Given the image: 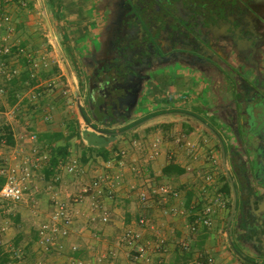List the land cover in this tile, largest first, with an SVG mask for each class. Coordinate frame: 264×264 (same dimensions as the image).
Wrapping results in <instances>:
<instances>
[{
    "label": "crops",
    "instance_id": "1",
    "mask_svg": "<svg viewBox=\"0 0 264 264\" xmlns=\"http://www.w3.org/2000/svg\"><path fill=\"white\" fill-rule=\"evenodd\" d=\"M100 3L0 0V22L3 15H9L14 26L9 66L18 71L12 79L0 75V87L7 90L0 97V129L8 124L13 133L12 144L0 142V176L4 178L3 166H28L32 173L23 200L0 199L9 203L0 205V225L5 226V243L0 248L8 255V264L20 262L17 252H22L21 260L27 264H77L76 260L141 264L133 257L134 249L123 241L127 229L139 232L141 242L151 245L160 235L166 237L167 252H153L151 264H194L199 257H205V264L209 257L212 264H264V61L235 64L226 75L220 70L215 74L206 64L204 68L197 63L161 66L152 73L139 99L125 107L132 110L129 119L109 126L84 109L86 117L84 101L82 111L79 109L73 90L66 88L65 71L56 69L60 65L52 59L58 57L52 38H45L47 34L41 31L42 24L48 26L47 15L65 63L78 82L76 70L85 74L86 60L104 36L108 16ZM19 47L25 48L24 53L18 54ZM51 81L55 85L50 89L46 85ZM35 92L40 95L33 99ZM198 105L200 115L226 126L223 137L228 149L235 148L247 169V188L237 193L230 225L235 179L228 174L231 165L226 151L228 173L222 147H217L220 136L216 129L193 114ZM161 110L165 112L156 115L162 117L148 121L154 114L138 126L122 130ZM77 124L80 135H71L70 126ZM59 146H67L66 156L58 151ZM155 151L157 155H153ZM73 160L79 165L76 173L66 169ZM169 165L182 172L168 175L164 169ZM108 173L115 183L112 195L93 193L100 207L92 206V193L81 202L72 201V195ZM224 174L230 179L228 197ZM208 175L213 183L206 181ZM161 185L177 191L178 197L151 193ZM140 191L148 192V201L140 199ZM214 192L223 194L225 204L214 206L209 227L200 225L191 233L189 224ZM55 198L67 200L74 223L61 248L45 252L37 241L38 227L49 218ZM171 207L177 210L172 212ZM104 211L109 213L107 222L101 220ZM140 215H146L148 225L138 224ZM184 240L189 242L188 248L182 247Z\"/></svg>",
    "mask_w": 264,
    "mask_h": 264
},
{
    "label": "flooded vegetation",
    "instance_id": "2",
    "mask_svg": "<svg viewBox=\"0 0 264 264\" xmlns=\"http://www.w3.org/2000/svg\"><path fill=\"white\" fill-rule=\"evenodd\" d=\"M100 7L108 19L86 60L84 106L107 123L125 121L132 110L122 107L169 62L226 75L235 64L264 61V0H101Z\"/></svg>",
    "mask_w": 264,
    "mask_h": 264
},
{
    "label": "built area",
    "instance_id": "3",
    "mask_svg": "<svg viewBox=\"0 0 264 264\" xmlns=\"http://www.w3.org/2000/svg\"><path fill=\"white\" fill-rule=\"evenodd\" d=\"M1 10V8H0ZM14 31V26L12 24V19L9 15H3L2 21L0 22V75L4 76L6 79H12L17 73L16 68H11L9 66V57L12 56V43L10 42V34ZM25 48L19 47L18 54L24 53ZM32 62V61H31ZM38 65L37 62L34 63L36 67ZM32 76H35V72L31 73ZM55 82L51 81L46 86L48 88L54 87ZM7 90L5 87H0V97L6 95ZM40 95V92H35L32 94V98H36ZM50 116L48 114L45 115V119H49ZM32 138H36V135H32ZM190 145V143H188ZM36 149L34 150V153ZM122 154L125 153L124 150L121 151ZM158 152L155 151L153 155H157ZM122 165L124 162L121 160L118 162ZM32 166H36V162H31ZM135 170L134 167H132ZM31 168L28 166L21 167H1V173L5 178L3 185L0 188V199H6L13 202H19L23 200L26 190L28 189L27 179L32 176ZM66 169L68 172L76 173L79 170L78 161L73 160L70 161L66 165ZM206 181L209 183H213L212 176L208 175L206 177ZM115 183L113 182L112 177L108 173L104 177H100L83 189L80 192L71 196L74 202H81L85 196L92 193V197L94 198L92 201V206L94 208H98L101 205L96 201L95 195L93 193L95 191L98 194H106L108 196L112 195L113 187ZM152 194H160L163 196L172 195L173 197H178V192L172 190L167 185H161L159 187H154L151 189ZM150 195L148 192L140 191V199L142 201H148ZM224 205L225 197L220 192H214L208 199L207 205L199 212L197 217L189 224V231L191 233H196L199 230V226L202 225L204 227H209L212 223V216L215 212L214 206ZM53 210L49 215L48 219H45L42 223H40L38 227V244L45 252H50L53 249L61 248L62 240L64 237H67L70 232L72 225L74 223V215L71 211L69 203L65 199L55 198L52 202ZM177 207H171L170 211H176ZM102 222H107L109 220V213L107 211L103 212L101 217ZM138 224L141 226L148 225V219L146 215H140L138 218ZM123 241L130 248L134 249L133 257L134 259L141 264H151L152 263V254L153 252H157L160 254L166 253L168 250L167 239L166 237L160 235L153 245L150 243H142L141 242V234L132 229H127L123 234ZM5 243V235L4 228L0 227V246ZM190 246L189 242L184 240L182 241V247L188 248ZM73 249H76L77 246L73 245ZM16 257L19 259L18 264H27L21 260L22 252H17ZM206 264H212L213 258L209 257ZM205 257H199L194 264H205ZM77 264H91L88 261L76 260ZM33 264H41L40 262H35Z\"/></svg>",
    "mask_w": 264,
    "mask_h": 264
},
{
    "label": "trees",
    "instance_id": "4",
    "mask_svg": "<svg viewBox=\"0 0 264 264\" xmlns=\"http://www.w3.org/2000/svg\"><path fill=\"white\" fill-rule=\"evenodd\" d=\"M56 69L58 70H61L60 66H58L57 64V67ZM77 72V79H78V86H79V93L82 94V98H83V101L85 100V96L87 94V91H86V80H87V77L85 76V74H83V72L79 71V70H76ZM64 79L66 80V77L64 76ZM84 107V108H83ZM83 108V113L84 115L86 116L85 114V106H82ZM194 109H196L195 111H193V114L198 116V118H200L201 120L203 121H208V125L211 126L217 133L218 135L221 137V140L222 142L224 143V146H225V151H226V155H227V158L229 159V163L231 165V170H230V175L232 177V179L234 180L235 179V187H236V190H237V193L241 192L242 191H245V189L247 188V184H246V167H245V164L244 162L242 161V157L237 153V151L235 150V148H232L231 150L228 149V146H227V143L223 137V135H227L225 133L226 131V126H223V125H217L216 123H214L212 121V119H209L208 117H203L202 115L199 114V111L201 110L199 106H194ZM86 110V109H85ZM164 110H161V111H158L156 113H153V114H150L149 116L151 115H156L158 113H163ZM165 112V111H164ZM92 113V111H91ZM149 116H146L144 118H141L140 120L138 121H134L130 124H127L125 126L122 127V130H125L135 124H137L138 122H141L142 120H144L145 118H148ZM87 117V116H86ZM88 119V118H87ZM89 120V119H88ZM157 126H163V124H156ZM109 126H112V123H110ZM165 127V126H164ZM93 128H95V125H93ZM69 130H71V135H80V128H79V124H77L76 126H70ZM12 131H11V127L7 124L5 126H3L1 129H0V142L2 140H5L8 144H12L13 143V139H12ZM61 135V134H59ZM102 135H105V134H102ZM217 147L220 149L221 148V143L219 141H217ZM58 151L63 154L64 156H66V150H67V146H64V147H57ZM54 164H55V161H54ZM164 172L167 173L168 175H171L172 173H176V174H180L182 172L181 169H179L178 166L176 165H169L167 166L165 169H164ZM224 178H225V194H227V197L228 195L231 194V187H230V179L228 177V175H225L224 174ZM4 183V178L0 176V188L1 186L3 185ZM9 263V258H8V255L7 254H4L2 253V249L0 248V264H8Z\"/></svg>",
    "mask_w": 264,
    "mask_h": 264
},
{
    "label": "water",
    "instance_id": "5",
    "mask_svg": "<svg viewBox=\"0 0 264 264\" xmlns=\"http://www.w3.org/2000/svg\"><path fill=\"white\" fill-rule=\"evenodd\" d=\"M46 21H47V24H48V27H49V35L51 36L52 41H53V43H54V46H55V48H56V51H57V54H58V57H59L60 63H61V65H62V67H63V69H64V71H65V73H66V76H67L68 80H69V83H70V85H71V88H72L73 93H74L75 98H76L77 105H78L79 109L82 111V108H81V102H80V97H79V93H78V90H77V86H76L75 81H74V79H73V77H72V75H71V73H70V71H69V69H68V67H67V65H66V63H65V60H64V58H63V56H62V53H61L60 47H59V45H58V43H57L56 37H55V35H54V33H53V30H52V28H51V25H50V23H49V20H48V18H47V15H46ZM125 107H127V106H123L122 108H123V109H126ZM129 108H130V107H129ZM168 114H169V113H168ZM162 115H163V114H161V115L159 114V115H156V116H154V117H151V118L148 119V121H151V120H154V119L160 118V117H162ZM200 121H201L204 125H206V126L208 125L207 123L203 122L202 120H200ZM209 128L213 131V129H212L211 127H209ZM219 141L221 142V147H222V150H223V155H224V165H225V167H226V169H227V166H226V155H225V146H224V143L222 142V140H221L220 137H219ZM228 172H229V171H228V169H227V173H228ZM228 174H230V172H229ZM231 181H232V179H231ZM232 192H233V198H234V201H233V206H232V210H231V213H230V217H229V223H228V225H230L231 219H232V217H233V215H234V213H235V211H236V207H237V192H236V189H235V186H234L233 182H232Z\"/></svg>",
    "mask_w": 264,
    "mask_h": 264
},
{
    "label": "rangeland",
    "instance_id": "6",
    "mask_svg": "<svg viewBox=\"0 0 264 264\" xmlns=\"http://www.w3.org/2000/svg\"><path fill=\"white\" fill-rule=\"evenodd\" d=\"M41 31H42V34H47V36H44L45 38H50V36H49V33H48V26H46L45 24H42L41 25ZM52 59H54L55 61H58V63H59V65L61 66V69H62V72L64 73V70H63V67H62V65L60 64V61H59V59H58V57H55L54 55L52 56ZM168 64H170V62L169 63H167V64H165V66H167ZM65 74V73H64ZM66 77V76H65ZM65 80V79H64ZM75 81V84H76V86H77V90H78V93H79V86H78V82H77V80H74ZM65 83L67 84V86H66V88H69V89H71V91H72V88H71V85H70V83H69V81L67 80V77H66V80H65ZM74 96V95H73ZM79 97H80V102H81V104L83 103V98H82V94H80L79 93ZM76 104V103H75ZM195 105V104H194ZM199 106V105H198ZM196 107V106H195ZM199 107H201V106H199ZM202 108V107H201ZM128 118V117H127ZM129 119V118H128ZM0 120H2V118L0 117ZM135 126H138V124H136ZM87 127L85 126L84 127V129H86ZM174 130V129H173ZM177 132V131H176ZM171 135H173V134H171ZM120 160H122V159H120ZM0 205H2V206H4V205H9V203H7L5 200H0ZM228 206V210L229 209H231V202H229V204L227 205ZM12 207H16V206H12ZM38 209L39 210H41V207L40 206H38ZM3 215V214H2ZM3 217V216H2ZM1 222V221H0ZM6 226H7V224H6ZM8 226H13L14 227V223H12L11 221H8ZM0 227H5L4 225H0Z\"/></svg>",
    "mask_w": 264,
    "mask_h": 264
}]
</instances>
